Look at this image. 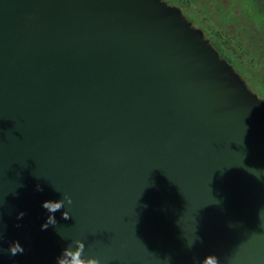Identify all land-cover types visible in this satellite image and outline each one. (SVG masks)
Masks as SVG:
<instances>
[{
	"label": "water",
	"instance_id": "1",
	"mask_svg": "<svg viewBox=\"0 0 264 264\" xmlns=\"http://www.w3.org/2000/svg\"><path fill=\"white\" fill-rule=\"evenodd\" d=\"M0 237V264L75 239L101 264H264V108L157 0H0Z\"/></svg>",
	"mask_w": 264,
	"mask_h": 264
},
{
	"label": "rangeland",
	"instance_id": "2",
	"mask_svg": "<svg viewBox=\"0 0 264 264\" xmlns=\"http://www.w3.org/2000/svg\"><path fill=\"white\" fill-rule=\"evenodd\" d=\"M163 1L187 25L184 17H188L191 27L206 41L211 42L214 30L220 32L224 44L243 61L237 70L244 88L264 108V0Z\"/></svg>",
	"mask_w": 264,
	"mask_h": 264
},
{
	"label": "clouds",
	"instance_id": "3",
	"mask_svg": "<svg viewBox=\"0 0 264 264\" xmlns=\"http://www.w3.org/2000/svg\"><path fill=\"white\" fill-rule=\"evenodd\" d=\"M37 191H43V188L40 185L36 186ZM56 191V189L54 188ZM72 197L67 193L62 195L61 199L58 200H44L42 201L41 206L49 213L46 218V221L41 225L42 230H46L49 225H57L55 219V213L64 209L65 204H72ZM219 203V201H218ZM24 212H20L17 215V219H21L24 216ZM63 219L71 218L70 213L67 210L62 212ZM2 239V237H0ZM195 241L192 244L188 245V248H191L194 245ZM73 245L75 247L73 248ZM85 243L80 239L73 240L69 245L62 249L61 254L56 258V264H101V261L97 257H87L84 254ZM25 251L24 247L19 241H12L9 243L7 252L11 257L23 254ZM3 252V249L0 248V253ZM195 264H221L219 258L215 254H208L202 260H198Z\"/></svg>",
	"mask_w": 264,
	"mask_h": 264
},
{
	"label": "trees",
	"instance_id": "4",
	"mask_svg": "<svg viewBox=\"0 0 264 264\" xmlns=\"http://www.w3.org/2000/svg\"><path fill=\"white\" fill-rule=\"evenodd\" d=\"M158 2H160L166 9L171 10V8H174L173 6H170L169 4L165 3L163 0H157ZM182 1V0H181ZM184 1V0H183ZM174 12V11H172ZM176 14V13H175ZM177 15V14H176ZM189 16V15H188ZM177 17H179L177 15ZM184 17V16H183ZM193 17V16H192ZM188 22V28L198 35V37L202 40V42L209 47V49L214 53L215 58L219 61V62H223L230 70V72L236 76L240 82L243 85V80L241 77V73L238 72L237 67L243 63L242 60H239V56L234 52V49L231 48V46H228L227 44H224L223 41V36H221L220 32L218 31V33L216 32V30L213 31V33L215 34L212 37L211 42L206 41L199 33L197 30L193 29L189 23V18L184 17ZM182 21H184L183 19H181ZM185 22V21H184ZM213 29V27H212ZM246 91V89H245ZM247 92V91H246ZM248 93V92H247ZM250 93H248L249 95ZM251 95V94H250ZM256 100V99H255Z\"/></svg>",
	"mask_w": 264,
	"mask_h": 264
}]
</instances>
